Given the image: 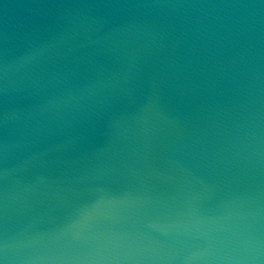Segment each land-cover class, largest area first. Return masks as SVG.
I'll return each instance as SVG.
<instances>
[{"label":"water","instance_id":"95a60500","mask_svg":"<svg viewBox=\"0 0 264 264\" xmlns=\"http://www.w3.org/2000/svg\"><path fill=\"white\" fill-rule=\"evenodd\" d=\"M0 264H264V0H0Z\"/></svg>","mask_w":264,"mask_h":264}]
</instances>
